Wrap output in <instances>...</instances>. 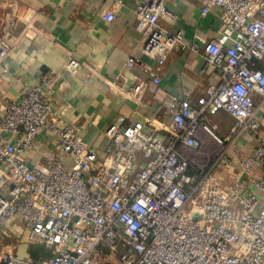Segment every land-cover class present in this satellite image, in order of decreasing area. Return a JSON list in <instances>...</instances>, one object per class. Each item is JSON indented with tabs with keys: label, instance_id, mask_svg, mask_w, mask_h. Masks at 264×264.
Returning <instances> with one entry per match:
<instances>
[{
	"label": "built area",
	"instance_id": "2783aa9c",
	"mask_svg": "<svg viewBox=\"0 0 264 264\" xmlns=\"http://www.w3.org/2000/svg\"><path fill=\"white\" fill-rule=\"evenodd\" d=\"M174 1L137 4L142 53L162 69L176 49L201 50L218 82L197 107L157 89L169 116L162 136L152 119L120 116L104 130V149L95 150L76 127L51 120L47 98L55 75L0 107V264H264V132L251 98L253 92L264 98V72L255 66L264 61V0H201L202 15L219 9L223 24L217 38L201 45L160 26ZM113 18L109 9L104 19ZM9 49L0 38V73L9 72ZM125 65L150 80L114 82L123 95L140 101L148 86L159 85L148 63L130 57ZM80 68L72 56L63 65L69 74ZM219 112L258 139L247 156L210 127L208 116ZM42 129L62 157L31 167L24 154ZM234 161L239 168L230 176L224 169ZM12 221L48 255L21 258L7 230Z\"/></svg>",
	"mask_w": 264,
	"mask_h": 264
},
{
	"label": "crops",
	"instance_id": "0c3cea01",
	"mask_svg": "<svg viewBox=\"0 0 264 264\" xmlns=\"http://www.w3.org/2000/svg\"><path fill=\"white\" fill-rule=\"evenodd\" d=\"M139 1L0 0V38L10 44L6 59L9 72L0 73V107L38 85L45 75H55L53 92L47 98L52 109L51 120L60 127H76L79 136L95 150L104 149V130L120 116H131L141 123L145 118L152 119L157 134L162 136L169 116L163 115L161 98L154 95L155 91L159 89L169 97L197 107L205 99L209 85L217 84L218 71L207 65L201 50L193 53L187 49L170 52L164 67L157 69L142 53L140 34L134 28ZM114 2L119 5L113 7ZM167 8L172 16L161 15L160 26L170 33H181L187 44L201 45L215 39L223 28L220 10L213 8L202 15L201 0H175ZM109 9L114 13L111 22L104 19ZM70 56L81 63L75 74L63 69ZM130 57L148 63L160 78L159 85L148 86L140 101L112 86L120 79L150 80L138 66L125 65ZM255 66L264 72V61ZM251 98L254 117L264 132V98L254 92ZM207 120L227 146L241 149L246 156L258 142L256 137L240 132L225 112L208 116ZM55 147L50 132L40 130L32 148L24 154L27 164L31 167L41 164L49 155L62 157ZM238 168L234 161L224 171L232 176ZM257 172L262 177L263 172ZM7 230L18 241L21 258L48 255L41 246L28 242L26 229L20 222L12 221Z\"/></svg>",
	"mask_w": 264,
	"mask_h": 264
},
{
	"label": "rangeland",
	"instance_id": "374dc122",
	"mask_svg": "<svg viewBox=\"0 0 264 264\" xmlns=\"http://www.w3.org/2000/svg\"><path fill=\"white\" fill-rule=\"evenodd\" d=\"M12 240H8V239H6V240H4V243H9V242H11Z\"/></svg>",
	"mask_w": 264,
	"mask_h": 264
}]
</instances>
